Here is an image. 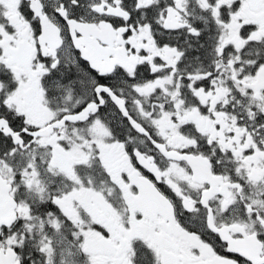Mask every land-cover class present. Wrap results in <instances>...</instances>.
<instances>
[{"label":"snow or ice","instance_id":"snow-or-ice-1","mask_svg":"<svg viewBox=\"0 0 264 264\" xmlns=\"http://www.w3.org/2000/svg\"><path fill=\"white\" fill-rule=\"evenodd\" d=\"M0 264H264V0H0Z\"/></svg>","mask_w":264,"mask_h":264}]
</instances>
